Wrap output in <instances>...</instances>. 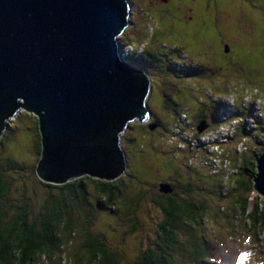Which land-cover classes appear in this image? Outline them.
Instances as JSON below:
<instances>
[{
    "label": "trees",
    "instance_id": "16d2710c",
    "mask_svg": "<svg viewBox=\"0 0 264 264\" xmlns=\"http://www.w3.org/2000/svg\"><path fill=\"white\" fill-rule=\"evenodd\" d=\"M169 1L166 6L171 7L172 13L170 15L172 17L179 13L178 8L180 6H187V4L182 2L176 5L173 4L174 0ZM153 6H156V11L153 12L154 15H159L164 19L158 12L159 5L155 4ZM149 8L152 9L150 5H148ZM179 18L181 17L179 16ZM186 18V20L190 19V17ZM174 27H176V24H174ZM140 31H138L137 40H128L127 44L122 42L120 38L121 50L127 61L135 65L140 60L145 61L150 65L151 70L154 69L155 71V69H158L159 73L162 70L169 72L173 76V82H170L169 85L173 87L175 92H179L177 87L187 88L189 89L187 90L188 92L192 91V83H187V79L190 78H201L196 84V88H204L203 91H207L206 86H208V82H211V85L214 84L216 88L220 87V81H222L223 77L220 80L215 79V81L211 77L208 78L209 76H216L217 71L221 70L219 67H207L192 62L191 59L182 60V56L161 53V47H158L154 43L149 44L144 33ZM211 42L214 43L213 41ZM128 47L132 49V52L126 54ZM224 57L227 60L226 66L234 68L239 77L241 75L244 76L247 71L253 75L257 74V72L261 74L259 69L262 66L255 61L244 62L241 61L240 57L232 58L227 54ZM243 69L245 72H243ZM225 77L229 80L235 78L232 75L231 77ZM240 78L236 77L235 81H230L222 90L217 89L218 93L229 92V95L227 98H222V95H219L215 97V101L210 102L211 106L216 110L213 114L214 116H212L216 120L215 123L212 120L214 125L210 124L209 115L198 106L196 99L192 102V98H189L188 93L184 92L189 104L183 108H180L179 102L175 101L173 95H164V98H162V103L166 110L164 117L156 116L149 105L151 124L149 122L148 128L153 132L156 127H160V124L163 125V119L166 118L171 120L173 125L171 129L168 128L171 131L170 134L176 135V130L183 131L191 137L190 142L192 145L193 143L202 145L200 142L202 137L212 132L219 133L220 127L225 126L228 128V133L225 137L226 141L209 145V149H206L211 151V148L213 149L215 146H218V150L213 151V156H207V161L206 159L204 160L205 164L215 165L214 163H216L218 168H215V172L217 174L213 175L211 172L205 171L212 178H221V181L218 183L222 191H224L226 186L228 187V194H235V205L240 211L242 218L249 223V227L252 229L251 232L255 235L254 238L258 240L259 235L264 234V203L258 197V202H256L252 211L250 203L252 194L256 192L255 179L259 173L258 159L264 154V148L261 149V152L252 151L250 144L251 138L254 139L256 137L258 142L264 145V132L252 135L253 127L250 126L249 122L252 119L255 129L264 131V110L261 113L259 112V114L254 113V105L260 104L261 100L258 99L252 103L250 101L252 97L250 92L246 93L242 107L237 104V97L234 95L237 89L232 84L237 85ZM232 87L234 90H232ZM231 95H234L233 112L227 118V120L229 119L228 122L227 120L223 122L219 119L220 110L227 107L224 102ZM150 98L152 99L151 96ZM234 106L236 110H234ZM191 107L193 108L192 110L190 109ZM28 112L31 113L30 111ZM31 114L34 120H30V124L33 126V131H35V143L37 151L40 154L37 164L34 166L22 164L18 160L11 159L10 155L12 156V154L9 148L3 149V167H0V264H191L192 260L190 263H186L185 260L181 261L179 258L181 253L188 257V251L191 252L192 258L195 261L203 257V260L212 262L208 259L212 256L210 244L205 241L204 237H200L196 231L199 229L198 227H202L205 222L204 220H206L205 217L208 216L207 207H202V204L196 205L193 201L180 200L181 198L177 195L175 188L167 181L159 184L160 189L157 194L148 189L149 184L147 188H144L143 184L135 180V177L138 176L137 170L139 169V171L145 174H148L150 171L140 168V162L143 157L141 159H137L138 157H136L135 161L131 159L129 145L127 149L130 151V161L127 162V170L116 180L107 181L89 175L73 179L65 184H53L41 180L37 172L38 163L43 151L40 120L36 114ZM154 117H157L159 120L152 122L154 121ZM234 121L237 122L235 126H229ZM202 123L207 125V129L203 133H200L198 127ZM146 124L140 123L139 126L140 128H145ZM8 125L9 121L6 125L7 131L5 130L3 136L0 138V150H2L3 143L8 140L10 132L14 131L12 129L9 130ZM131 126L130 124L129 127ZM150 127H154V129L152 130ZM211 128L213 129L210 130ZM133 136L134 138L140 137L141 139L145 137L140 134H133ZM195 139L198 142L194 141ZM135 140L131 138L129 144ZM196 148H198V145ZM173 153V157L170 158L169 162H166L165 166H174L169 169V176L179 179L180 166L176 167L173 159L178 164H180V159ZM24 165L32 167L33 174H36V178L46 193L36 215H34L35 207L26 198L25 188L22 189V194L16 200V204L14 206L8 205V198L11 195L12 187L7 180V173L11 171L17 172L18 170L25 171ZM130 167L132 169H128ZM126 173H129V175L127 176ZM125 176H127L126 180H128L130 185L138 188V190H131L129 192L132 194L130 198L129 196L128 198L124 196L122 189ZM198 180L202 181L204 185L212 183V180L207 181L206 177L202 174L200 179L198 177ZM163 184H167L173 188L172 192L166 193L161 191V185ZM191 184H195V181H192V179H190L188 185ZM183 185H187L185 180L183 181ZM125 188L124 191H126ZM152 189L156 188L153 187ZM93 190L97 194V197H95V194H92L91 191ZM88 197L91 198L88 199ZM150 206H155L157 210H161L164 217L157 224V232L155 233L157 236L153 239L151 245H147L141 251H137L138 258L135 262L126 260V256L123 254L121 248L110 247L102 233L95 234L93 233L94 231H91V227L96 225L94 224L95 218L93 220V217L98 215L101 218L102 211H107L113 215V221L119 222L117 224L120 226V223H123L125 215L128 213H133L137 217L140 214L144 215L141 210L143 208L147 209ZM98 221L102 220L98 219ZM236 223L240 227V223ZM79 227L83 228V232L78 229ZM179 232L185 233L181 240L178 236ZM76 236L77 239L75 240ZM81 238L83 241L80 244L77 243V240ZM68 243L78 245L74 253L75 260L68 261V259H65L66 254L64 249Z\"/></svg>",
    "mask_w": 264,
    "mask_h": 264
},
{
    "label": "rangeland",
    "instance_id": "374dc122",
    "mask_svg": "<svg viewBox=\"0 0 264 264\" xmlns=\"http://www.w3.org/2000/svg\"><path fill=\"white\" fill-rule=\"evenodd\" d=\"M180 2L187 4V6H180L177 15L181 18L164 17L162 19L159 15H154L153 12L156 11V6H151V0H128L131 6L132 15L130 20L132 24L120 37L121 41L127 44L128 40H137L138 31L141 30L148 39L149 44L154 43L161 47V53L182 56V58L180 57L182 60L191 59L192 62L207 67H219L221 70L217 71L216 76H209L208 78L211 77L214 81L215 79L220 80L223 78L218 88L208 82L207 91H203L204 88H196V84L201 78H190L187 79V83H192V91L188 92L187 90L189 89L187 88L175 86L179 91L175 92L173 87L169 85L170 82H173V76L164 70L159 73L158 69H155V71L152 69L154 75H151L152 71L149 73L152 84L150 95L152 99L149 96L146 102L147 106L150 105L156 116L164 117V112H166L162 103L164 95H173L175 101L179 102L180 108H183L189 104L184 93L187 92L189 98H192L191 101L194 102L196 99L198 106L209 115L210 124L214 125L212 120H214V123L216 120L212 116H214L213 114L216 110L211 106L210 102L215 101V97L219 95H222V98H227L229 92L218 93V90H222L230 81H235L236 77H241L240 80L242 81L239 80L237 85L232 84L237 89L234 92L237 97V104L242 107L246 93L250 92L252 96L250 101L252 103L258 99L261 100L260 104L254 105V113H261L264 110V0H174L173 4L177 5ZM148 5L152 9H148ZM190 16L192 19L186 20V17ZM173 24H176V27ZM126 51L129 54L132 49L128 47ZM225 54L232 58L240 57L241 61L244 62L255 61L262 66L259 69L261 74L257 72V74L253 75L247 71L244 76L241 75L239 77L234 68L226 66ZM156 66L159 67L158 65ZM243 72H245L244 69ZM231 75L235 78L229 80L225 77H231ZM233 87L232 90H234ZM258 92L260 93L259 95ZM234 95L229 96L225 100L224 103H226L227 107L220 110V120H222L221 115L229 112L232 114ZM190 109L192 110L193 108L191 107ZM234 110H236L235 106ZM17 115V117L15 116L9 120L8 129L14 131L10 132L8 140L3 143L2 150H0V167H3L4 148L10 149L11 159L18 160V162L27 166L36 165L39 159L40 154L37 151L34 138L35 131H33V126L30 124V120H34L33 115L25 110L18 112ZM150 120L146 122L145 128H140L138 121L131 123L132 126L128 127L121 136V146L125 152L127 162L130 161L131 151V159L135 161L136 157H138L137 159L143 157L140 162V168L150 171L145 174L138 169V176L135 177V180L143 184L144 188H147L149 184L148 189H151L155 194L160 189L159 184L167 181L175 188L177 195L181 198L180 200L193 201L196 205L202 204V207H207L208 216L205 217L206 220H204L202 227H198L199 229L196 231L200 237H204L205 241L210 244L212 256L208 259L212 262L203 260V257L195 261L190 251H188L189 258L182 253L180 254L179 258L181 261L185 260L186 263H190L192 260L191 264H264V234H260L258 240L254 238L255 235L251 232L252 229L249 227V223L242 218L240 211L235 205V194H228V187L226 186L224 191H222L218 183L221 178H212L205 171L207 170L213 175L217 174L215 172L216 163H214L215 165L204 163L207 156H213V151L217 150H206L209 147L201 141L202 145L198 143H193L192 145L190 142L191 137L183 131L176 130V135L170 134L171 131L168 128L171 129L173 125L171 120L166 118L163 119V125L160 124V127H156L151 132L148 128ZM158 120L157 117H154L152 122H157ZM249 124L253 127L252 135L264 132L255 129L252 119H250ZM133 134H140L145 137L142 140L140 137L134 138ZM131 138L136 140L134 142L131 141L129 144ZM202 138H207V136ZM251 139L250 148L252 151L261 152L264 145H261L256 137ZM194 141L197 140L195 139ZM128 145L130 146V151L127 149ZM197 145L198 148H196ZM173 152L180 159V164L173 159L176 167L180 166L179 179L169 176V169L174 166H165L166 162H169L170 158L173 157ZM177 157L175 156V158ZM25 168V171L18 170L17 172L11 171L7 173V180L12 187L8 205L14 206L17 202L16 200L22 194V189L25 188L26 198L35 207L34 215H36L46 193L36 178V174H33L32 167L25 166ZM35 168L36 166L34 170ZM128 169H132V167ZM201 174L206 177L207 181L212 180V183L204 185L202 181L198 180ZM127 176H125L122 189L124 196L126 198L129 196L130 198L132 194L129 192L138 190V188H134L129 184L128 180H126ZM190 179L195 181V184L188 185ZM184 180L187 185H183ZM153 187L156 189L153 190ZM124 188L126 191H124ZM202 191L205 192L202 193ZM91 192L93 195L95 194L94 190ZM95 197H97V194H95ZM258 197L264 203V196L257 191L254 192L251 196V211L255 207L256 202H258ZM90 198L88 197V199ZM141 211H143L144 215L140 214L138 217L133 213L125 215L120 226L117 224L119 222L113 221V215L107 211H102L101 218L98 215L93 217L96 225L92 224L91 231H94L93 233L95 234L102 233L110 247L121 248L126 260L135 262L138 258L137 251H141L143 247L151 245L153 239L157 236L155 234L157 232V224L164 217L162 211L157 210L155 206H150L147 209L143 208ZM98 219L102 221H98ZM236 222L240 223V227ZM78 229L83 232L82 227ZM184 234L179 232L180 240ZM76 239L77 236L75 237ZM82 241L83 239L81 238L77 240V243L80 244ZM77 246L70 243L66 244L64 249L65 259H68V261L75 260L74 253Z\"/></svg>",
    "mask_w": 264,
    "mask_h": 264
},
{
    "label": "water",
    "instance_id": "95a60500",
    "mask_svg": "<svg viewBox=\"0 0 264 264\" xmlns=\"http://www.w3.org/2000/svg\"><path fill=\"white\" fill-rule=\"evenodd\" d=\"M131 15L127 0H0V138L21 110L39 117L41 180L113 181L126 172L121 136L151 119L152 92L149 76L122 54ZM258 168L264 195V154Z\"/></svg>",
    "mask_w": 264,
    "mask_h": 264
},
{
    "label": "flooded vegetation",
    "instance_id": "af4514ba",
    "mask_svg": "<svg viewBox=\"0 0 264 264\" xmlns=\"http://www.w3.org/2000/svg\"><path fill=\"white\" fill-rule=\"evenodd\" d=\"M170 1L169 0H154V2H153V0H152V5L151 6H153V5H155V4H158L159 5V9H158V12L160 13V15L161 16H163V17H167V16H169L170 18H177L178 17V15H176V16H174V17H172L170 14L172 13V9H171V7L169 6H166V4L167 3H169ZM164 5V6H163ZM180 9V7L178 8V10ZM184 13V12H183ZM179 18V17H178ZM190 18L192 19V17L190 16ZM174 25V24H173ZM229 51V50H228ZM129 62V61H128ZM130 63V62H129ZM134 68H136L137 70H141V71H144L149 77H150V74L149 73H151V71H152V74L151 75H153L154 73H153V70H151V68H150V65L149 64H147V62H145V61H141L140 60V62H138V64H132V63H130ZM200 123V122H199ZM198 123V124H199ZM197 124V125H198ZM207 129V128H206Z\"/></svg>",
    "mask_w": 264,
    "mask_h": 264
},
{
    "label": "built area",
    "instance_id": "2783aa9c",
    "mask_svg": "<svg viewBox=\"0 0 264 264\" xmlns=\"http://www.w3.org/2000/svg\"><path fill=\"white\" fill-rule=\"evenodd\" d=\"M221 116H222L221 118H222V120L224 122V120L226 121L227 118H229L231 116V113L230 112L229 113H225V115H221ZM228 120H227V122H228ZM236 123L237 122L234 121L233 123L229 124V126L230 125H234L235 126ZM227 129L228 128L225 127V126L220 127L219 128V133H215V132L208 133L207 135H204V136H207V138H202L201 142L205 143L207 146L215 145V144H217L218 142H221V141L224 142V141H226L225 137H226V135L228 133ZM213 149L218 150V146H215V148H213ZM211 150H212V148H211ZM216 168H218V166Z\"/></svg>",
    "mask_w": 264,
    "mask_h": 264
},
{
    "label": "bare ground",
    "instance_id": "6f19581e",
    "mask_svg": "<svg viewBox=\"0 0 264 264\" xmlns=\"http://www.w3.org/2000/svg\"><path fill=\"white\" fill-rule=\"evenodd\" d=\"M130 46L132 47V45H130ZM139 51H140V50H139ZM139 51H138V52H139ZM126 54H127V53H126ZM231 103H232V102H231ZM230 106H231V105H230Z\"/></svg>",
    "mask_w": 264,
    "mask_h": 264
}]
</instances>
